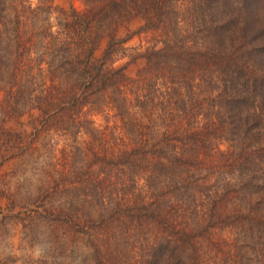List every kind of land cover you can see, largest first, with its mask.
I'll use <instances>...</instances> for the list:
<instances>
[{"label":"trees","instance_id":"16d2710c","mask_svg":"<svg viewBox=\"0 0 264 264\" xmlns=\"http://www.w3.org/2000/svg\"><path fill=\"white\" fill-rule=\"evenodd\" d=\"M6 1L0 0V33L7 32ZM174 1L113 0L101 13L106 19L130 18L137 9L149 19L137 35L112 36L100 58L98 40L88 38L87 14L71 5L68 30L83 31L87 39L72 106L80 114L88 103L108 108L110 93L121 94L116 109L121 119L129 117L121 150L116 152L115 137L102 139L132 184L119 206L129 212L165 208L160 212L172 230L175 260L215 264L220 249L213 237L235 221L246 226L264 264V0H193L184 12ZM11 8L17 26L33 11L28 0H15ZM14 33L18 48L22 32L17 27ZM136 36L139 45L129 47ZM125 59L147 65L129 78L117 66ZM85 97L98 101L83 103ZM93 161L89 186L101 190L105 161L96 154ZM134 196L143 197L141 203H132Z\"/></svg>","mask_w":264,"mask_h":264},{"label":"rangeland","instance_id":"374dc122","mask_svg":"<svg viewBox=\"0 0 264 264\" xmlns=\"http://www.w3.org/2000/svg\"><path fill=\"white\" fill-rule=\"evenodd\" d=\"M14 1H6L7 32L0 33V73L5 74L0 77V264H192L185 256L172 257V230L160 212L165 208L156 204L129 212L119 206L122 191L132 184L121 172L120 157L112 159L113 150L102 139L115 137L116 152L121 150L129 119L127 113L121 119L116 109L121 94L110 93L108 108L88 103L80 114L72 106L71 96L80 93L78 57L87 39L83 31L68 30L71 5L87 14L88 38L98 40V58L112 36L137 35L149 14L137 9L130 18L116 14L108 20L101 13L113 0H28L33 11L17 26ZM192 1L170 4L184 12ZM139 41L136 36L129 47ZM146 65L144 59L117 62L129 78ZM126 110L134 112L127 105ZM94 154L106 162L101 190L89 186ZM92 191L102 196L91 197ZM130 200L139 204L143 197ZM213 240L220 249L215 264H260L244 224L221 226Z\"/></svg>","mask_w":264,"mask_h":264}]
</instances>
